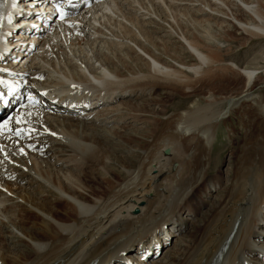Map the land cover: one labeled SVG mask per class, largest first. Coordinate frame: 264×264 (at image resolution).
I'll return each mask as SVG.
<instances>
[{"label": "bare ground", "instance_id": "obj_1", "mask_svg": "<svg viewBox=\"0 0 264 264\" xmlns=\"http://www.w3.org/2000/svg\"><path fill=\"white\" fill-rule=\"evenodd\" d=\"M161 1L170 14L166 8L160 7ZM113 2L105 0L94 10L93 18L100 22L97 32L120 41L103 38L109 43L108 51H102L99 46H93L92 40L90 47L98 52L97 55L94 53L95 60L84 47L79 46L77 53L74 51L76 47H72L76 41L90 40L88 36L87 39L84 35L74 38L71 32L77 29H63L62 33L55 27L51 29V33L59 34V37L53 36L55 42L47 37L46 50L36 51L26 64L12 71L20 76V83H24V76L32 79L39 74L43 79L39 85L48 92L56 88L64 91L68 82H74L84 88L77 96L84 101L82 105L69 106L40 95L39 111L31 106L26 109V116L21 113L18 118L6 119L3 129L11 131L15 137L5 140L7 159L0 154V264H99L104 256H114L108 259V263H114L123 261L122 254L128 250L133 252H126L125 256L131 255L132 258L126 256V261L145 263L155 247L162 246L156 240V228L166 230L164 225L168 222L172 226L184 223L178 221L177 210L190 201L191 190L204 181L201 173L195 172L194 164L201 160V163L206 162L212 130L216 122L225 118L226 108L236 106L240 103L237 100L252 99L254 115L264 119V95L250 96L257 69H264V62L257 66V60L264 61V56L256 55L245 68L234 62L229 64L227 48L203 41H208L206 37L210 35L206 28L211 30L214 25L210 27L208 22L198 18L208 15L223 20L217 27L223 25L226 34L228 29L237 26L243 35H263L264 0H148L149 5L140 2L139 8L137 3L135 6L139 9L135 7L131 12L126 11L127 6L115 7ZM4 3L5 0H0V7ZM176 3L182 5L177 7ZM110 11L116 13L119 20L129 21L156 50L177 60L181 66L153 52L130 25L116 20V16L105 14ZM154 13L169 24V29H165L167 38L175 37L173 42L181 45L173 46L170 41L157 40L153 36L163 29V25L154 21ZM3 17L0 16V32L6 26ZM89 19L82 18L84 24ZM145 25L153 30L145 29ZM192 25L196 26V33L190 31ZM171 30H175L176 35ZM123 37L131 40L151 60L147 61ZM180 39L186 44L183 45ZM243 39L246 42V38ZM123 48L128 58L121 51ZM60 53L66 64L59 58ZM2 60L0 56V62ZM1 69L10 72L9 68ZM231 75H239L245 80L239 92H246L245 95L236 98L229 94L220 100L206 98L200 105L197 101L188 109L166 116L162 126L157 127L160 114L167 109V104L160 105V108L151 107L156 100L153 95L160 89L190 96L197 91L198 85L210 87L217 80ZM31 82L35 81L32 79ZM25 84L37 89L32 83ZM146 90L150 93L149 102H144L140 108L136 103L123 101L137 93L136 98L141 99ZM207 91L211 93L210 89ZM88 100L101 101L95 105L96 113H92L93 102L89 106ZM141 103L142 100L138 102ZM80 110L84 114L78 116ZM106 119L115 123L117 120L119 126L106 129L91 123L108 124ZM128 120L134 124L144 121L145 126L153 130L151 140L144 143L138 137L121 134L129 127H133V132L141 131ZM18 132L21 133L16 137ZM250 144L245 157L250 159L247 163L251 173L242 174L240 171L241 175L234 179L227 198L205 217V225L198 234L186 243L178 241L167 250L165 256H171V261L166 264H229L232 260L235 261L233 264H264L258 257L264 256V244L256 247L250 242L251 235L264 236L262 141L256 138ZM130 146L133 149L128 153L132 150L135 153L136 148H140L136 158L117 154ZM40 157L41 161L38 160ZM247 178L251 179L248 181L250 194L244 191ZM256 189L263 197H253L259 194ZM134 208V212H130ZM233 229L234 235L224 251L222 246ZM149 238L153 239L150 246L147 245L151 242ZM137 246L140 250L142 248L144 259L133 257ZM181 248L182 251L177 252ZM165 256L153 264H162Z\"/></svg>", "mask_w": 264, "mask_h": 264}, {"label": "rangeland", "instance_id": "obj_2", "mask_svg": "<svg viewBox=\"0 0 264 264\" xmlns=\"http://www.w3.org/2000/svg\"><path fill=\"white\" fill-rule=\"evenodd\" d=\"M124 1H125V3H124ZM133 1L135 3H133ZM119 2L120 3L123 2V3L120 4ZM119 2H118V6L120 5L119 7H121V8H123L121 5L127 6L126 11H128V12L130 10L132 11L133 9H135V7H136L135 5H137V3H138L137 6L139 8L141 7L139 4L140 2L142 5H144L145 3L147 5H149L148 0H128V1L127 0H120ZM143 2H144V4H143ZM127 3L129 4V7H128ZM200 4H203V3H200ZM175 5L178 7L179 5H182V4L176 3ZM131 7H134V8H131ZM138 7H136V9H139ZM160 7L166 8V11L170 14V10L167 9L166 4L164 2H162L160 4ZM138 17H140V16H138ZM180 17L183 20L185 19L184 18L185 16H183L182 14L180 15ZM116 18H118V17L116 16ZM153 18H154V21L156 20L161 25H163V29L161 31L154 33V35H153L154 37H157V40H159V39H163L165 41L168 40V42L170 41V43L173 46L181 45V43L178 44L176 42H173L175 37H171L170 39L167 38V34H165V29L166 30L169 29V24L166 21H163V19L160 18L155 13L153 14ZM198 18L203 20L204 22H208L210 27L212 25H214L211 30L209 28H206L207 32H209V34H210L206 37V40H208V41H205L203 39L202 40L204 41V43L213 42V43L220 45L223 49L227 48L228 53H229L228 58H227V62H229V64L234 62L237 64L238 67L245 68V67H247V64L253 58H255L256 55L259 57L264 56V33H262L263 35H256V36L249 37V36L241 34L239 28L237 26H234V27H231L230 29H228V34H226L225 31L222 30L223 25L221 26V28L217 27L218 25L222 24L223 20H217L216 18L213 19L212 17H210L208 15H205L204 17L199 16ZM120 19H121V17H120ZM116 20L124 21V22H126V24L130 25L132 27L131 29L133 31H135V33L137 32V36L139 37V39L144 44L151 47L153 49V52H155L158 55L162 54L163 59L166 58L172 64H175L177 66H181L180 62H178L177 60L174 61L172 58L166 56L161 51L156 50V48H154V46L149 43V41L145 38V36H143L140 33L138 28H136L135 26L130 24L129 21H127L126 19H125L126 20L125 21L124 18H122L121 20H119V18H118ZM116 28H118V26ZM195 28H196V26L192 25L190 28V31L196 33L197 31L195 30ZM145 29L153 30V28L148 27V25H145ZM171 31L175 32V30H171ZM179 31H180V29L178 28V32ZM174 32H173V34L176 35V32L175 33ZM243 37L246 38V42L243 39ZM92 40H94V41L92 42ZM105 40H106V38H105ZM105 40L103 38H97V39H91V40H86V41H78V43L76 41L75 45H73L72 47H74V48L76 47V49L74 50L76 53L78 52L79 46L84 47L86 49L87 54L90 57H93V60H95L94 53L97 55L98 52L95 51V48L91 49V47H90L92 45L91 42L94 44L93 45L94 47L99 46L100 50L103 51V50L108 49L107 43H109V42H106ZM123 40L127 41L128 43L133 45L134 49H136L137 52H139V54L140 53H141V55L143 54L142 56L145 57V59L147 61L151 60L150 57L146 53H144L141 49L136 47L131 40L126 39V38H124ZM180 40L183 43V45L186 44L183 39H180ZM118 41H120V40L118 39ZM58 43H60V42L58 41ZM65 50L68 52L67 48ZM110 51L111 50H109V53H111ZM121 51L123 52V54L127 58L129 57L126 49L121 50ZM69 54H70V56H74L72 52H69ZM58 56L61 59L62 63L66 64L64 61V58H62V54L60 53ZM186 59L189 60L190 57H186ZM75 60L78 61L77 58ZM93 62L97 66H100V67L102 66V65H100V63L98 61H93ZM257 62H258L257 66H260V65H262V63L264 61L263 60H257ZM29 64L30 63H28V66H29ZM118 67L122 69V67H120L119 63H118ZM67 68H69V67H67ZM239 70L242 71L243 69H239ZM255 75H257V77L255 78V82L251 86L252 88L250 90V92H251L250 96H253V97L254 96L260 97L261 96L262 97V95H264V69H261V68L257 69V73ZM255 75H254V77H255ZM254 77L252 78L251 83L254 80ZM244 82H245V80L243 78H241V76L231 75L229 78L224 77L223 79L221 78V79L217 80L210 87H205V86L201 87L198 85L196 87L197 91L192 93V94H189L190 96H187V94L184 92H181L180 94L175 95L177 92L175 94H172L170 89L169 90L160 89V91L157 94L153 95V97H155L156 100H154L155 103L151 107L152 108H160V105L162 106V105L167 104V109L164 110L163 114H160V119H159L160 122L157 125V127L162 126V124L165 121L166 116L173 115L177 111H182L184 109H188L191 107V104H194L197 101H199L197 105H200L201 103H204V100L206 98L210 99V98L215 97L217 100H220V99H224L226 97V95L228 96L229 94L233 97H236V98H238L241 95H245L246 92L239 93L243 89ZM208 89L211 90V93H210V91L209 92L207 91ZM148 93H149V90H146L144 95L141 97V99L136 98L138 95V93H137L133 97L124 98L123 101L136 103L137 107L140 108V105H144V102L145 103L149 102L148 99L150 98L149 97L150 93L149 94ZM141 100H142V103L138 104V102H140ZM251 100L252 99H248L246 101H241V99L237 100L236 102H240V103L236 104V106H232V107L229 106L230 109H229V107H227L225 118L216 122L217 124L212 130L213 134L211 136V142L209 144V150H208V155L206 157V162L201 163L202 160L201 161L199 160L200 163L194 164L195 165L194 166L195 172L201 173L200 175L203 176L204 181H200V183L197 185V188H196L197 190L196 189L191 190V192L189 193L190 201L187 202L186 204H183L184 205L183 208L177 210L176 216L178 217V221L180 220L184 223L183 224L181 223L182 226L180 224L172 226L171 223L168 222L164 225L167 228L166 230H160L159 231L158 228H156V231H155L156 232V238H157L156 240H158L157 242L160 245H163V243H164L161 240L160 236L164 237L165 233H159V232L171 231L169 234V238L171 236V239H172L171 243L166 249L164 248V250L160 256L161 258L166 255L165 254L166 250L171 249L178 241L184 240V243H186V242H188V240H191L192 236H195L198 234V232L200 231L202 226L205 225V221H206L205 217L208 215H211L212 211H215L216 207L218 205H220L222 203V201L227 198L226 196L229 193V190H230L229 188H231L233 186L234 179L237 178L239 175H241L240 171L242 174L244 172H247V171H248L247 172L248 174L251 173L250 172L251 169L249 168L248 163H247V161L249 162L250 159H247L246 157L248 155V150L250 148V147L248 148V146H251L250 142L252 140H255L256 138H259L262 141L260 160H264V119L258 118L254 115L255 114V107H254V104H251ZM121 101H119L118 103H121ZM118 103H116V104H118ZM222 106L225 107L224 104ZM147 107H150V106L147 105ZM177 108H179V109L175 110ZM106 120L111 121L109 119H106ZM128 122L130 124H133L135 127H140L141 131L133 132V127H129V129L126 128V129L122 130L121 134H124L128 137H138L140 142H144V141L149 142L151 140L150 138L152 137L151 134H152L153 130H150V128L146 127L144 121L137 122L136 124H134V122L132 120H128ZM91 123H92V125H98L99 127L106 128V129H109V128L111 129L114 126H119L117 124V120H116V123L115 122H113V123L107 122L108 124H103V123L100 124V123H95V122L94 123L91 122ZM131 148L133 149V147L130 146V147L126 148L125 150H122L121 151L122 153H117V154H120L123 156L125 154V155H128L130 157L132 155H134V156H132V158L133 157L136 158L137 152L140 151V148H136L137 151H135V153H133V150H132V153H128L129 149H131ZM41 159H42V157L38 158L39 161H41ZM44 162L47 163L46 161H44ZM44 162H42L43 165H44ZM262 165L264 167V162L262 163ZM116 166L118 167V165H116ZM68 171L71 173H74V170H72V169H68ZM246 180H247V182L245 183L244 191H247V193L250 194L249 193L250 191H248L249 190L248 188L250 187V185L248 184V181L250 182L251 179L247 178ZM259 189H261V188H259ZM258 190L256 189V191L259 193L260 190L259 191ZM259 195L261 197L262 193H259L258 195H254L253 197H256ZM262 206H264V202H263ZM262 209H263V211H262L263 217L262 218H264V208H262ZM134 210H135V208L130 212H134ZM3 218L8 223L7 218L6 217H3ZM185 224H186V226H184ZM188 224L190 226L189 228L187 227ZM8 225H10V224L8 223ZM172 227H174V228H172ZM169 228H172V229L168 230ZM173 229H177V230H174V231H177V232H175V234H172ZM178 229H180V231L181 230L183 231L185 229L186 231L185 232L181 231L182 233L178 234L179 233ZM191 229H192V231L190 232ZM251 236H252V238H250V242L253 245H255L256 247H260L262 243L264 244V241H263L264 236L263 235L254 234ZM251 239H253V240H251ZM148 240H153V239L149 238ZM149 246H150V244H149ZM156 248H157V246L155 247V249ZM160 248H162V246ZM160 248H157V250ZM155 249L153 250V252L155 251ZM182 249L183 248L177 249L178 250L177 252L182 251ZM126 252L131 253L133 251L132 250L125 251V253L122 254V258L125 257V254H127ZM262 255L263 254H261L260 256H262ZM113 257L114 256H104L102 258V261L99 264H115V263L119 262V260H118L117 262H114V263H111V262L108 263V259H112ZM170 257L168 255V257H166L165 260L161 263L166 264V262L167 263L170 262L171 261ZM251 257H254V255ZM259 260L261 261L260 258H259ZM232 262H235V261L232 260L231 263H229V264H233ZM261 262L264 263V261H261ZM149 264H152V262Z\"/></svg>", "mask_w": 264, "mask_h": 264}]
</instances>
